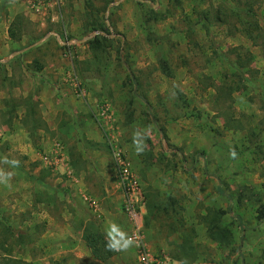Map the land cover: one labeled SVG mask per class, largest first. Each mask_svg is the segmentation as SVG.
Masks as SVG:
<instances>
[{
    "label": "rangeland",
    "instance_id": "1",
    "mask_svg": "<svg viewBox=\"0 0 264 264\" xmlns=\"http://www.w3.org/2000/svg\"><path fill=\"white\" fill-rule=\"evenodd\" d=\"M8 9L12 40L44 41L0 68V169L13 174L0 264H137L116 151L158 258L264 264V0H62L43 19L0 0ZM90 226L116 249L106 260L86 246Z\"/></svg>",
    "mask_w": 264,
    "mask_h": 264
},
{
    "label": "built area",
    "instance_id": "2",
    "mask_svg": "<svg viewBox=\"0 0 264 264\" xmlns=\"http://www.w3.org/2000/svg\"><path fill=\"white\" fill-rule=\"evenodd\" d=\"M61 3L62 0H29L31 11L42 17V19L46 15H49L48 11H53L54 9L59 8ZM71 82L75 93L78 96H83V89L81 88L80 82L74 73H72ZM99 118H106L105 108H101ZM113 158L118 184L125 197L122 209L128 224L126 241L128 243V241L131 240L130 245L135 251L137 264H169L168 259H161L153 254L145 242L141 222L144 206L141 201L139 185L130 171L129 163L120 151L114 152ZM87 200L90 206L93 207L94 210H97L98 204L96 201L93 199Z\"/></svg>",
    "mask_w": 264,
    "mask_h": 264
},
{
    "label": "crops",
    "instance_id": "3",
    "mask_svg": "<svg viewBox=\"0 0 264 264\" xmlns=\"http://www.w3.org/2000/svg\"><path fill=\"white\" fill-rule=\"evenodd\" d=\"M14 16H16V12L13 11L12 9H8L6 20L1 17V13H0V33H1L0 34V68L5 67V69H7L8 68L7 65L9 64V62L17 63L18 65H20L21 63L20 57L25 56L24 54H26L28 51H31L32 49L37 47V45H40V43L44 41V39H42L41 41H38L35 44H29L28 42L31 37L29 34L27 36L20 35L18 39L12 40L9 33L11 31V33L15 35L16 32L15 31L12 32V30H9V26L14 25L12 23L14 22L15 19ZM3 29H5L4 33H3ZM18 31L20 30L18 29ZM1 64L2 66L3 65L6 66L2 67ZM9 75H11L10 71H9Z\"/></svg>",
    "mask_w": 264,
    "mask_h": 264
},
{
    "label": "trees",
    "instance_id": "4",
    "mask_svg": "<svg viewBox=\"0 0 264 264\" xmlns=\"http://www.w3.org/2000/svg\"><path fill=\"white\" fill-rule=\"evenodd\" d=\"M10 37L13 39V33H10ZM233 66L237 68V65L234 64ZM84 241L95 260H106L112 256L113 253H115V250H109V245H112V247L115 249L112 242L93 226L85 229Z\"/></svg>",
    "mask_w": 264,
    "mask_h": 264
},
{
    "label": "clouds",
    "instance_id": "5",
    "mask_svg": "<svg viewBox=\"0 0 264 264\" xmlns=\"http://www.w3.org/2000/svg\"><path fill=\"white\" fill-rule=\"evenodd\" d=\"M142 134L139 130L135 131L133 133V144L136 147L137 152H142L143 149L147 146L146 144H143L141 146L140 140L138 138H141ZM3 163L9 164L11 167H19L20 161L18 160H11L9 161L7 157L4 158L2 161ZM12 173L6 172L3 169H0V184L9 185L10 180L12 179ZM10 186V185H9ZM128 244H131V240L128 241ZM127 247V245L125 246ZM109 250H116L112 247V245H109Z\"/></svg>",
    "mask_w": 264,
    "mask_h": 264
}]
</instances>
